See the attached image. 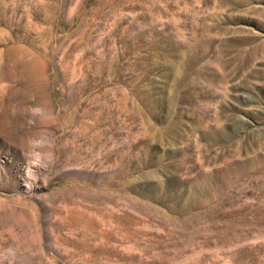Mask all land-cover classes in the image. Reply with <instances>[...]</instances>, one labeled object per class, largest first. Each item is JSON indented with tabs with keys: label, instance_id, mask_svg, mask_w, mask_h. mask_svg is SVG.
Segmentation results:
<instances>
[{
	"label": "rangeland",
	"instance_id": "374dc122",
	"mask_svg": "<svg viewBox=\"0 0 264 264\" xmlns=\"http://www.w3.org/2000/svg\"><path fill=\"white\" fill-rule=\"evenodd\" d=\"M9 261L264 264V0H0Z\"/></svg>",
	"mask_w": 264,
	"mask_h": 264
},
{
	"label": "clouds",
	"instance_id": "9594fccd",
	"mask_svg": "<svg viewBox=\"0 0 264 264\" xmlns=\"http://www.w3.org/2000/svg\"><path fill=\"white\" fill-rule=\"evenodd\" d=\"M31 114L33 117H41L43 115L44 110L40 107H34L31 110ZM28 144L31 148L35 149L43 144L41 139L30 138ZM51 155V154H49ZM9 264H12V261H9Z\"/></svg>",
	"mask_w": 264,
	"mask_h": 264
}]
</instances>
